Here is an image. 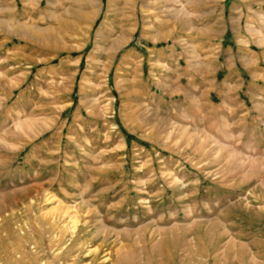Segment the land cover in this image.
<instances>
[{
	"label": "rangeland",
	"instance_id": "1",
	"mask_svg": "<svg viewBox=\"0 0 264 264\" xmlns=\"http://www.w3.org/2000/svg\"><path fill=\"white\" fill-rule=\"evenodd\" d=\"M0 264H264V0H0Z\"/></svg>",
	"mask_w": 264,
	"mask_h": 264
},
{
	"label": "crops",
	"instance_id": "2",
	"mask_svg": "<svg viewBox=\"0 0 264 264\" xmlns=\"http://www.w3.org/2000/svg\"><path fill=\"white\" fill-rule=\"evenodd\" d=\"M88 4L91 3L89 2ZM221 12L222 17L219 18V22H221V24H216V27L220 29V31L216 34V37L211 38V43H213L211 47L213 48L202 50V52L205 53L217 54L219 59L221 58V55L225 56L223 60L220 61V65L215 71V77L210 80L213 85L210 91V98L214 103L219 105H223L230 97L234 99L242 98L243 102L248 105L253 101V97L255 96L253 89L255 88V84L253 82L254 80L249 71L244 73V71L235 69L237 61L235 62V65H232V60L236 59L235 46L238 41V31L233 24L232 19L226 17L224 9ZM223 21L229 22L225 29L222 24ZM1 43H3L1 44V48L4 49L5 53H7L9 49L7 44L5 45L3 41ZM143 48L144 49H142L141 53H139L142 54L141 57L143 64H155V59L150 61V58L153 55L150 56V53H147L150 48H146V46H143ZM168 50L169 51L167 53L169 58H171L170 60H173L175 68L178 65L182 66V55L191 52L187 46H182L180 48L176 45L169 47ZM181 77L182 76H179V80ZM240 88H242V90H240ZM221 117H224V114L221 115Z\"/></svg>",
	"mask_w": 264,
	"mask_h": 264
},
{
	"label": "bare ground",
	"instance_id": "3",
	"mask_svg": "<svg viewBox=\"0 0 264 264\" xmlns=\"http://www.w3.org/2000/svg\"><path fill=\"white\" fill-rule=\"evenodd\" d=\"M85 17L95 19L96 18V14H90L89 16H85Z\"/></svg>",
	"mask_w": 264,
	"mask_h": 264
}]
</instances>
